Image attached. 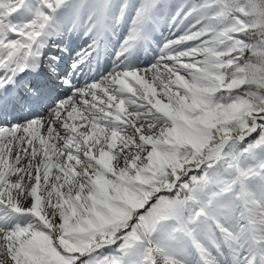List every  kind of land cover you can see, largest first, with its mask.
<instances>
[{
  "label": "snow or ice",
  "instance_id": "snow-or-ice-1",
  "mask_svg": "<svg viewBox=\"0 0 264 264\" xmlns=\"http://www.w3.org/2000/svg\"><path fill=\"white\" fill-rule=\"evenodd\" d=\"M0 264H264V0H0Z\"/></svg>",
  "mask_w": 264,
  "mask_h": 264
},
{
  "label": "bare ground",
  "instance_id": "bare-ground-1",
  "mask_svg": "<svg viewBox=\"0 0 264 264\" xmlns=\"http://www.w3.org/2000/svg\"><path fill=\"white\" fill-rule=\"evenodd\" d=\"M167 35V33H165Z\"/></svg>",
  "mask_w": 264,
  "mask_h": 264
}]
</instances>
